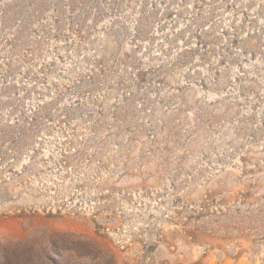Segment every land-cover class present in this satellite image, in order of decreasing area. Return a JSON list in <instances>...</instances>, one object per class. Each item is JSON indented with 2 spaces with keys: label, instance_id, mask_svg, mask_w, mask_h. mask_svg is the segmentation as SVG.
<instances>
[{
  "label": "rangeland",
  "instance_id": "1",
  "mask_svg": "<svg viewBox=\"0 0 264 264\" xmlns=\"http://www.w3.org/2000/svg\"><path fill=\"white\" fill-rule=\"evenodd\" d=\"M0 264H264V0H0Z\"/></svg>",
  "mask_w": 264,
  "mask_h": 264
}]
</instances>
